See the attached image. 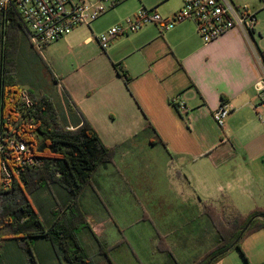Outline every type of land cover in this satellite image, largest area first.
<instances>
[{
  "label": "crops",
  "instance_id": "1",
  "mask_svg": "<svg viewBox=\"0 0 264 264\" xmlns=\"http://www.w3.org/2000/svg\"><path fill=\"white\" fill-rule=\"evenodd\" d=\"M169 1L157 0L152 6ZM231 1L246 5L251 0ZM176 10L166 8L163 14L169 18ZM96 38L90 36L85 43L95 47L97 56L73 71L60 69L54 81L59 89L57 109L63 112L69 129L73 122L68 102L75 116L84 117L107 147L122 145L115 162L98 170L93 185L85 189L83 208L85 198L90 204L98 198L107 211L118 198L128 195L141 210L136 225L142 222L152 232L146 244L152 249L151 259L165 254L157 250L159 231L175 251L177 247L189 251L198 247L200 253L192 260L181 261L177 256L181 264H192L210 239L202 202L227 197L239 208L254 190L264 193V101L257 90L258 82L264 80V38L256 28L254 32L235 28L204 44L190 21L164 32L155 24L144 26L136 33L112 38L106 50ZM63 40L68 39L56 43ZM20 50V55L34 51L29 42ZM178 97L186 103L187 113L173 104ZM222 103L229 106L230 113L220 127L213 113ZM149 126L153 130H147ZM155 135L165 145L154 143ZM148 175L154 182L162 181L164 187L153 182L145 185L143 179ZM141 193L150 211L139 203ZM169 206H180L184 218L166 220ZM98 222L104 227L105 220ZM123 229L125 234L119 230L114 243L102 242L113 246L126 239L127 245L112 253L113 260L139 264L131 250L135 234L128 235L136 231L135 225ZM262 232L244 240L245 256L246 242ZM97 251L101 258L99 246ZM25 255L26 264H70L59 259L53 243L44 238L36 239L30 254ZM246 263L250 264L248 259Z\"/></svg>",
  "mask_w": 264,
  "mask_h": 264
},
{
  "label": "trees",
  "instance_id": "2",
  "mask_svg": "<svg viewBox=\"0 0 264 264\" xmlns=\"http://www.w3.org/2000/svg\"><path fill=\"white\" fill-rule=\"evenodd\" d=\"M25 42L28 40L20 19L10 15L9 23L5 24L0 13V98L12 111L19 106L18 102L14 106L9 105L22 88L16 81L15 70L17 56ZM120 74L129 83L126 72ZM29 93L36 106L33 119L37 123V133L31 143L42 163L21 170L11 189L0 188V258L5 257L4 253L11 241L22 256V253L30 254L36 239L44 238L53 243L59 259L68 260L70 264H97L87 253L80 238V232L87 230L97 242L100 255L105 257L108 264H115L112 253L127 245L126 239L113 246L102 242L90 226L81 197L85 189L93 185L97 171L115 162L122 145L107 147L83 116L82 119L75 116L76 112L68 102L73 122V128L69 129L63 123L51 96L32 90ZM147 130H153V127L149 126ZM154 143L165 145L158 135H155ZM44 187L51 191L55 201L49 221L42 218L31 199ZM56 192L60 196L58 199ZM202 212L208 221V244L215 243L192 264H218L235 250H240L247 261L242 244L249 236L264 231V208H256L245 216L229 198L223 197L217 202H202ZM157 233V250L165 253L173 264H181L167 238L159 231ZM134 255L137 256L135 252ZM5 259L10 260V257ZM137 261L144 264L139 259ZM21 264H26V258Z\"/></svg>",
  "mask_w": 264,
  "mask_h": 264
},
{
  "label": "built area",
  "instance_id": "3",
  "mask_svg": "<svg viewBox=\"0 0 264 264\" xmlns=\"http://www.w3.org/2000/svg\"><path fill=\"white\" fill-rule=\"evenodd\" d=\"M124 0H0V13L5 24L10 15L20 19L24 33L32 49L42 53L50 45L69 36L79 27H90L93 22L113 10ZM182 8L169 18L158 13L141 11L124 25L114 27L107 34L97 37L106 50L112 38L140 31L147 24H155L161 32L173 29L177 24L190 21L196 26L204 44H210L235 28L254 32L257 25L256 14L247 5H237L231 0H182ZM261 101H264V80L257 84ZM9 106L16 102L19 106L9 110L0 98V188L9 190L24 168L39 166L38 158L31 143L37 133V123L33 119L36 110L29 90L20 88ZM173 104L181 113H187L186 103L175 98ZM230 113L227 104L213 113V119L220 127Z\"/></svg>",
  "mask_w": 264,
  "mask_h": 264
},
{
  "label": "rangeland",
  "instance_id": "4",
  "mask_svg": "<svg viewBox=\"0 0 264 264\" xmlns=\"http://www.w3.org/2000/svg\"><path fill=\"white\" fill-rule=\"evenodd\" d=\"M154 2L157 3V0L123 1V3L118 5L116 8L93 22L90 26L91 30L88 27L77 29L66 37L68 39L66 42L63 40L60 43L50 45L42 53L36 52V54L33 52H25L21 55L18 54L16 59L17 66L15 70L16 81L18 82V85L28 90H32L37 94L45 93L46 95L51 96L58 108L59 104L57 103L55 97L59 89L55 86L54 82V80H56L55 77L58 75V71L60 69H63L65 71L68 70V72L73 71L77 68L78 65H81L87 59L95 58L97 56V50H95V47L93 45H88L85 43V40L88 37L91 36L94 38L105 35L112 28L124 25L128 19L134 18L143 10H147L151 14L156 12L161 17L166 18V16L163 14V10H166L167 8L169 11L176 9V11H178L180 7L183 6L182 0H170L168 3H164L163 5L158 7L152 6V3ZM240 5H245V3H242ZM246 5H248L251 11L256 14V31H260L262 37L264 38V0H251ZM150 25L153 24H148L146 26ZM61 112L59 111V114L63 123L65 124L66 121L64 119L63 112ZM143 181L145 185H148L149 182H153L160 187H164L162 181L156 180V182H154L155 180H152L150 175L144 178ZM223 184L226 185V182H224ZM162 190L163 188L161 189V191ZM258 191L259 190H254L252 195H250L247 200H242L240 202L241 204L239 205V208L237 207V209L243 215H248L256 208H264V193H260ZM142 194L143 193H141L142 199L139 198V203L147 207V205L144 203L147 201V199L144 198ZM52 197L53 194L47 187H44L31 197L35 208L41 213L42 218L47 221L52 218L51 210L54 208ZM56 197L57 199L60 198L57 192ZM83 203L84 208L86 209L85 211L88 214L90 226L101 241L114 243L119 237V230L122 235H124L125 232L123 227H126L128 224H134L136 231L133 232V230H131V232H128L129 236H131V233H134L136 238L134 239V244H132L133 246L131 247L132 253L134 254L135 252V254L137 255H134V258H138L139 261L144 264H146V262L149 260H152L153 264H173L166 254H158L155 258L151 259L152 249L146 244L148 243V238L151 236L152 232L149 228L143 226L144 224L142 222L136 225L137 221L142 217V215H140L141 210L136 208L134 200H132L128 195H122L121 198H118L116 202H113V206L111 208L109 207L107 211H105V209L103 208V202L98 198L96 203L94 204H90L88 198H85L83 200ZM96 205L100 207H97ZM175 206H178V204H176ZM175 206H169L170 209H165L168 210V214L165 215V219L169 220L170 222H175L176 220H179L184 216L183 213L179 212L180 210H182L180 209L181 207ZM147 210L150 211L148 207ZM103 220H105L104 227L103 225L97 224L99 223L98 221ZM261 234L262 235H258V237H256L257 239H252L246 242L248 254H246V257L249 260L250 264H264V232H262ZM80 238L86 243L85 249L87 253L97 264H108L104 256L101 255V258L97 256L98 246L87 230H82L80 232ZM211 243L212 242H209L208 246H203L202 248H200V251L207 250L208 248L212 247L215 242L212 244ZM175 249L176 251L173 249L174 253L176 257L178 256L181 261L192 260L194 257H196V255L200 253L199 250L196 251L198 247L196 250L191 251H189L188 248L182 247H177ZM18 251L19 250L16 247L15 243L13 241L9 242L4 253L5 257L0 258V264H21L23 258H25V256L27 255H24L22 253L21 256ZM241 254L242 253L240 250H235L218 264H247L246 261L242 259L243 256ZM11 255L14 257H11ZM6 257H10V260L5 259ZM130 259L131 258L129 257V260ZM114 263L116 264L115 261Z\"/></svg>",
  "mask_w": 264,
  "mask_h": 264
},
{
  "label": "water",
  "instance_id": "5",
  "mask_svg": "<svg viewBox=\"0 0 264 264\" xmlns=\"http://www.w3.org/2000/svg\"><path fill=\"white\" fill-rule=\"evenodd\" d=\"M248 226H249V225H248ZM248 226L243 230V232H242L240 238L242 237V235L244 234V232L247 230ZM240 238H239V239H240ZM239 239L237 240V242L239 241Z\"/></svg>",
  "mask_w": 264,
  "mask_h": 264
}]
</instances>
